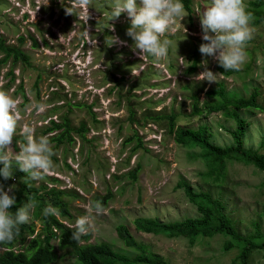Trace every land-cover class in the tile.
<instances>
[{"label": "rangeland", "instance_id": "1", "mask_svg": "<svg viewBox=\"0 0 264 264\" xmlns=\"http://www.w3.org/2000/svg\"><path fill=\"white\" fill-rule=\"evenodd\" d=\"M249 1L244 0L245 4ZM210 6L211 0H193L191 12L185 10L184 16L177 18L174 31L161 37L170 39L172 44L167 57L156 61L147 55L142 59L133 50L134 41L126 35L131 21L126 13L112 20L109 0H91L86 7L73 0H0V36L7 45H15L17 38L26 34L27 45L23 50L32 63L30 67L19 64L0 67V90L21 101V120L15 136L18 149L25 124L34 128L36 137L46 136L44 131L51 127L48 121L61 122L68 114L74 127L85 121L90 128L87 140L78 139L67 152L51 145L55 155L52 157L54 170L49 175L59 179V190L77 193L69 199L73 222L87 214L86 206L90 202H103L102 197L112 196L104 206L105 212L95 216L94 230L88 234L89 243L104 242L116 251H126L116 231L121 224L128 227L137 241L170 264H234L239 250L235 247L224 251L222 235L199 238L191 245L185 238L146 234L136 229V218H155L169 223L198 216L196 207L180 188L183 181L223 201L227 214L243 234L253 232V223L257 222L264 232V173L254 166L232 162L228 163L227 180L215 185L200 175L206 172L202 161L175 143L174 133H168L167 121L157 123L145 119L149 113L174 111L179 115L177 125L197 129L206 124L213 131V144L225 147L232 142L228 130L236 129L235 121L223 112L190 117L189 89L194 87L195 93L202 91L200 99L204 102L206 92L219 81H225L234 94L248 96L257 89L259 102L264 106V23L260 26L251 23L254 34L246 49L247 61L240 69L242 74L227 81L217 71L218 62L199 51L205 43L199 14ZM30 35L39 44L38 48L30 47ZM106 37H118L126 43L111 45L106 43ZM248 50H255L256 54L246 75L244 67L250 61ZM195 55L200 59L197 74L187 77L185 73ZM205 60L207 68L217 74L216 82L193 78L204 71ZM169 66L174 68L173 73L167 70ZM152 74L160 76L152 77L147 83ZM167 81L172 82L167 85L164 83ZM68 101L74 106H92L99 123L93 122L84 106L74 108ZM39 102L47 105L45 112L24 111L26 105ZM241 114L250 123L245 147L264 154V111ZM135 132L142 139L143 148H139L137 140L125 143ZM151 139L159 142L152 149L148 147ZM135 146L138 151L133 153ZM65 161L71 169L64 166ZM136 168L142 171L134 181L128 174ZM40 183L41 180L37 181L36 186ZM44 184L50 187L51 182L44 181ZM32 217L31 213L30 225L34 224ZM50 242L57 248L56 239ZM57 253L59 258L54 264H78L73 253L63 255L58 249ZM250 264H264V251L253 252Z\"/></svg>", "mask_w": 264, "mask_h": 264}, {"label": "trees", "instance_id": "2", "mask_svg": "<svg viewBox=\"0 0 264 264\" xmlns=\"http://www.w3.org/2000/svg\"><path fill=\"white\" fill-rule=\"evenodd\" d=\"M185 5V10L191 12L193 0H182ZM247 10L252 13L254 26H260L264 23V0H251L247 4ZM100 12V11H99ZM33 42L32 48H38L39 44L31 37ZM25 43L24 38H19L18 45H7L3 36H0V67L11 64L16 67L17 64L25 67L31 66L30 56L22 50V45ZM256 50V47H254ZM248 50L249 63L245 68L246 75H249V70L252 68L255 61L256 51ZM200 59L194 56L191 67L186 71V74H194L199 67ZM217 71L223 76L241 75L239 71H227L217 65ZM11 75L13 73H10ZM10 82H13L11 80ZM22 89V87H20ZM189 89V88H186ZM114 90V89H112ZM191 94L189 99L191 101L190 117L201 116L203 114H211L223 112L227 117L233 119L237 125L235 130H228L232 137L231 144L223 147L213 144L212 129L203 124L197 129L188 128L182 125H177L179 115L174 111L170 114L164 113H149L145 119L149 118L157 123L167 121L168 133H174V140L176 144L181 145L189 150L197 159H200L206 167L205 173H200L207 181L217 185L224 180H227L228 163L239 162L244 165L254 166L258 171L264 173V154L260 150L247 148L244 144L245 134L249 121L241 114V109L255 108L264 111V106L259 103V91L254 90L249 98H233L226 89L225 82H219L205 94L207 100L201 102L200 93H195L194 87L189 89ZM68 101L70 106L72 103ZM74 108H81L84 106L88 113L91 114L94 123H99L97 115L93 112V107L88 105H73ZM98 129V128H97ZM90 128L85 121H82L78 127L72 125V121L68 114H66L61 123H51V127L44 131V135L57 133L49 137L50 144L55 149L69 150V146H75L77 140L83 142L87 140V134ZM134 140L141 142L138 133L125 140V143H131ZM18 139L14 137L12 151L14 154L19 152L17 146ZM23 142V138L21 139ZM264 144V142H263ZM142 145L140 144L139 148ZM194 149H200L195 154ZM138 151V147L132 149L133 153ZM66 158V155H64ZM64 166L71 169V166L64 163ZM3 165H0L2 168ZM14 179L16 180L15 189L10 193L16 197V204L9 209L11 212L18 210L22 204L28 200H35L37 202L32 216L34 220H39L43 228L35 238L31 240L24 252L14 253L13 248L24 242L28 234L33 235L35 232L34 226H20L19 235L15 238L11 245H1L8 247V251L0 254V264H54L58 261L57 248L51 244L50 240L56 238L58 240V248L65 254H74L80 264H170L163 257L154 254L147 245L137 241L131 234L130 230L125 225L117 226L118 238L122 241L126 251H116L108 243L91 244L88 243L90 235L83 236L81 241L77 243L71 239L72 231L63 224V219H73L70 215L68 207L70 208L69 199L75 197L73 191H62L58 187L48 188L42 183L35 186V181H29L25 174L18 171L13 166ZM139 168L130 171L128 176L131 180L137 181L139 178ZM44 180L50 181L52 184H59L60 181L56 178L45 176ZM17 184V185H16ZM0 185L4 190L13 185L12 179L5 180L0 177ZM180 188L193 204L198 212V216L186 218L184 220H177L174 222H162L155 218H136L134 225L140 232L152 235H164L168 238H185L191 245H194L199 238L212 239L217 235H222L225 239L223 249L224 251H231L235 247L238 248L239 253L234 260V264H250L253 252L264 251V232L261 230L259 222L253 223L254 231L243 234L236 226L235 222L226 212V206L223 201L215 198L209 192H204L201 189H196L187 181H183ZM109 195H112L109 193ZM112 197V196H110ZM110 197H102L103 205L108 203ZM52 205L60 210V216L44 217L43 209ZM76 222V221H75ZM56 229L59 234L53 232ZM87 241L84 244L81 242ZM61 257V255H60Z\"/></svg>", "mask_w": 264, "mask_h": 264}, {"label": "clouds", "instance_id": "3", "mask_svg": "<svg viewBox=\"0 0 264 264\" xmlns=\"http://www.w3.org/2000/svg\"><path fill=\"white\" fill-rule=\"evenodd\" d=\"M73 2L81 7H86L90 4L91 0H73ZM109 6L112 20L119 18L123 13L127 14L131 21V26L127 29L126 35L134 41L133 50L138 52L142 59H144L146 55L151 56L156 61L167 57L172 41L168 38L161 39V37H163L166 32L174 31L173 26L177 18H182L184 16L185 5L182 0H139V3L138 0H109ZM66 12L72 14L68 9H66ZM199 15L203 33L202 39L205 41V43H202L199 47L201 55L204 57H212L225 72L239 71L247 61L246 49L248 43L253 39L254 34V29L251 26L253 15L247 10L244 0H211V6L205 8ZM25 18H27L26 15ZM22 21L25 22V20ZM31 37L32 35H30V40L32 42ZM19 38L25 39V43L22 45L23 50V46L27 45L28 36L26 34L20 35L15 45H18ZM108 42H110L111 45L116 42L126 43L119 41L118 37H106V43ZM11 44L13 45L14 43ZM30 47H33V42L30 44ZM202 65L204 71L193 78L198 81H208L209 83L216 82L217 74L207 68V60H205ZM168 69L173 73L174 68L172 66H169L167 70ZM185 75L187 77L192 76L186 73ZM157 76L152 74L151 78L147 80V83L152 81V77ZM223 77L229 81L233 76ZM171 82L172 81H167L164 83L168 85ZM225 84L227 91L233 98H249L251 94L255 93L253 91L248 96L234 94L228 90L226 82ZM20 87H22L23 90V86H19V88ZM258 95L260 99V92ZM20 103L21 101L18 97H14L8 91L0 90V165H3V167L0 168V177H3L5 180L12 179L13 181V185L8 187L6 191L4 187L0 185V254L9 250L8 247L1 245H11L19 235L21 225L34 226L35 232L33 235L28 234L24 242L20 241V244L13 248L14 253L24 252L23 247H27L31 240L35 238L43 228L42 223L39 220H34L33 217L32 220L34 224H29L31 213L37 205L35 200L24 202L14 213L9 211V209L16 204V197L10 195L15 189L14 184L16 183L13 166L15 165L18 171L24 173L29 181H36L35 186L37 181L40 180L41 183L39 185L44 183V181L50 182L43 179L45 176L56 178L54 176H49L54 170L52 157L55 155L49 137L57 133L36 137L34 128L25 124L20 132L23 136V142L19 143L20 150L15 155L12 153L14 137L17 134L18 124L21 120V112L19 110ZM46 109L47 105L43 102H39L26 105L24 111L43 113ZM252 110L257 111L255 108L241 109L240 111L242 113L243 111ZM250 114H254V112ZM48 122L52 123L53 120L50 119ZM54 122L61 123L56 120H54ZM247 128H250V124ZM158 143L159 142L154 139H151L148 147L152 149L157 147ZM140 144L142 145L141 148H143L142 139ZM145 150L148 151L147 148H145ZM199 151L200 149H194L195 154ZM141 171L142 168H139V175ZM48 186L49 185H47V187ZM52 187L59 188L58 184L54 185L51 183L48 188ZM68 210L73 217L69 207ZM86 212L87 214L78 217L76 222H73L74 219L69 220L62 218L63 224L74 229L71 239L77 243L81 241L83 236L88 235L94 230L95 216L105 212L103 202H90L86 206ZM42 214L46 218H59L60 210L49 204L43 209ZM37 224H39L38 230L36 229ZM53 232L59 234L56 229H53ZM56 241L58 243L57 239ZM86 242L87 241H83L81 244ZM57 249L60 250L58 247ZM78 264L80 263L78 262Z\"/></svg>", "mask_w": 264, "mask_h": 264}, {"label": "flooded vegetation", "instance_id": "4", "mask_svg": "<svg viewBox=\"0 0 264 264\" xmlns=\"http://www.w3.org/2000/svg\"><path fill=\"white\" fill-rule=\"evenodd\" d=\"M99 14H102L101 12H98Z\"/></svg>", "mask_w": 264, "mask_h": 264}]
</instances>
